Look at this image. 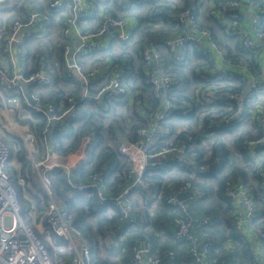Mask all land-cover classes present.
Here are the masks:
<instances>
[{
  "label": "built area",
  "instance_id": "2783aa9c",
  "mask_svg": "<svg viewBox=\"0 0 264 264\" xmlns=\"http://www.w3.org/2000/svg\"><path fill=\"white\" fill-rule=\"evenodd\" d=\"M5 1L0 0V4ZM21 1L25 2V0ZM46 1L48 8L46 11L37 10L38 7H35L36 9L30 10L27 19H22L19 14L10 23L7 21V16L4 21H0V103L5 107L7 117L12 120V109L8 108L6 104L17 103L20 98L24 101L16 107L19 112H26L32 108L37 113L46 116L49 122L62 119V117L55 115L54 109L45 110L39 106L32 107L25 99V86L46 87L52 85L53 77L47 76L45 73L48 68L29 73L23 69V62L21 63L22 57L26 55L27 43L32 38L47 31L52 26L55 15L64 13L65 20L61 35L69 42L64 50V60L69 69V75H78L85 83H87V78L94 76L95 73L87 76L82 73L77 61L80 53L87 50H94V52L103 50L102 43L105 38H108L109 42L115 43H131L133 41L132 36L126 32L125 22L111 14L102 15L100 11L102 8L93 0ZM137 1L140 0H118L119 4L124 7L133 6ZM155 1L163 2L166 0ZM255 6L256 15L259 19L257 24H260L264 18V0H257ZM239 7L238 0L216 1L220 20L222 19L221 23L225 26L224 30L230 36L240 39L241 48L244 51L249 53L261 51L259 43H262L264 48V31L256 30L251 36L242 30L238 14ZM232 12L234 14L231 15L230 20H227L225 16L229 17L228 15ZM83 19H99L100 25L96 30L84 32L79 25ZM175 20L186 26V29L180 34H172L165 38L158 45L159 47L150 45L142 52V60L145 65L153 67L147 72L148 83L151 86L153 97L162 102V107L158 115L149 121L147 129L138 131L142 142L125 143L119 149L121 154L130 159L129 168L125 174L128 184L115 197L110 198L106 196L107 185L105 177L101 173L91 174L85 183L71 184L72 189L77 192H87L89 195L95 193L96 203L99 207L104 206L105 203H112L113 207L121 211V220L131 224L135 223V219L132 217L135 211L133 192L136 189L150 190V183L144 179V172L147 168H161L171 163L185 164L187 161L185 152L194 146L199 137L208 142L207 145H203V148L209 146L210 149H213L217 139L212 143L209 139L213 134V128L218 124L229 127L232 124L257 122V126H260L261 129L260 134L253 139H247L244 145L249 149H260L261 152H264V107L262 105L264 84L253 83L252 81L243 87L236 85L235 77L228 70L231 68L243 69L244 61L229 57L208 30L199 29L195 5L178 12ZM196 33L201 34L200 38L196 37ZM194 46H197L202 55L210 61L213 60L211 51H214L223 63V67L219 69L212 68L213 71L210 74L200 75L205 80L211 78L212 81L203 86H196L197 89L194 91V99L198 103L195 107L201 111L199 113V127L196 129L195 135L186 134L184 142L161 148L150 154L147 152L148 147L155 145L162 134H165L160 122L163 123L164 119L175 108V102L170 97L174 90L175 79L163 70L165 63L169 60L174 63H189L191 58L188 55L189 48ZM162 50L166 51L168 60L165 59ZM95 69L100 71L99 68ZM125 76L124 70L119 71L115 79L101 89L99 96L112 93L124 94ZM215 103L228 105L227 115L221 116V119H216V121L211 120L204 126L206 117L210 113L209 106H206ZM188 107L187 103L181 108L186 112ZM51 114H53L52 117H50ZM48 132L49 129L46 126L42 131L43 140L41 143L47 153L49 163H40V167L46 170L62 168L65 172L70 173L86 158L84 147H79L75 154L68 157L67 164L62 165ZM34 140L32 133H26V143L32 144ZM149 159L153 160L150 165ZM10 164H12L10 147L5 141L0 140V264H90V246L84 240L82 232L74 225L73 217L69 213V205L63 201H57L54 193L52 194L50 190L52 181L46 175L42 177L45 188L43 192L48 197L44 214L41 216L40 212L36 217L30 213L25 215L8 171ZM260 176L264 179V172ZM19 184L24 185V181L20 179ZM186 188L191 190L195 198L196 196H203L204 189L197 183L190 181L186 184ZM224 195L233 202L236 209L235 220L232 225L238 230L245 225H250L259 211L250 192L243 186H236L233 182H227L224 187ZM108 199L110 202H107ZM167 204L182 214V217L175 219L177 226L174 235L175 240L177 242H189L192 245L190 255L193 262L205 264V255L211 246L210 242L207 241L208 238L204 241V238L209 235L205 229L207 219L196 221L197 230L200 231L199 234L203 240L199 243L193 229L195 221L189 214V207L186 202L179 200L178 197H170L167 199ZM29 223L37 224V228L34 229ZM257 234L264 241V232L258 231ZM40 236L44 239L42 240ZM56 239H60L62 244L56 243ZM154 247L152 238L146 236L143 242L134 249L132 264H162L160 257L153 254ZM167 255L171 259L174 258L172 252L167 251ZM209 264H216V259Z\"/></svg>",
  "mask_w": 264,
  "mask_h": 264
},
{
  "label": "trees",
  "instance_id": "16d2710c",
  "mask_svg": "<svg viewBox=\"0 0 264 264\" xmlns=\"http://www.w3.org/2000/svg\"><path fill=\"white\" fill-rule=\"evenodd\" d=\"M28 1L30 2L28 6L32 3H35V0ZM112 1L118 5L117 9H121L123 14H125L126 10H129V8L132 7L122 6L119 4L118 0ZM192 5L196 6V12L198 16L199 6L196 2L188 0V4L185 8H188ZM133 6L143 9L145 12L136 11L135 13V18L139 22L143 31L138 30V32H135L134 36L136 38L138 35V41L132 37L133 41L127 48V50H131V53L127 51L113 53L110 51V49H107L105 53H102V50L95 51L93 54L99 53L101 57L94 62L95 64H93L94 66L100 65V63L108 66H119L125 63L132 64L134 60L137 59L140 83L137 84L135 79H131L132 90L135 93L133 104L136 107L124 108L126 111L132 110L137 119H132V117L128 120L125 119L122 121L125 126H121L120 117L113 114V119L108 123V129L106 128L108 133L111 134L106 136L104 133V124L106 121H109L106 118L109 116L108 112L110 109H108L104 117V115H101L95 111L96 109L99 110L101 107H97L93 101L84 100L80 102L82 99L81 93L83 92V88L79 84V87L70 93L71 97L75 98L76 101H79L72 115L69 117L70 121L67 123H56L50 135V140L54 145L55 150H57L62 156H66L73 152L82 138L88 136L92 137V150L88 151V154L86 155L87 161L83 162L75 170L71 171L70 179L74 184H81L85 183L91 174L101 173V175L105 177L107 185L106 196L108 198L115 197L127 185L125 174L127 172V167L129 166V161L125 156L120 155L117 152V135L123 136L125 134H130V139L133 140L136 129L144 123L142 116L148 111L149 113L153 111H159V108L162 107V102L153 97L147 75L144 73L145 65L142 61V51L145 47L150 45H160L162 41L165 40V36L169 34H180L186 29V26L179 24L175 20L178 12L185 8L180 9L175 7L172 0H166L163 2H156L155 0H140L137 1ZM9 10L11 11L12 9ZM16 11H19V9L16 8ZM100 11L102 15L111 14L112 16L122 18L121 16L116 15V8H113V6L102 8ZM232 14L234 13L232 12L228 15L229 17L225 16V18L230 20ZM5 18L6 17L0 16V21H4ZM7 20L9 23L12 21L11 18ZM94 20L95 19H92L88 25H83L81 23L80 28L84 32L94 30L95 28L91 27L94 26L92 24ZM262 20L264 22V18ZM215 24L218 27L220 26L222 29L225 27L221 25L222 23L220 22V17ZM155 27H157V29L163 30V34H167L163 37H159V39L154 37L149 39L150 41H144L143 38L150 37V30L155 29ZM201 28L202 27L199 26L200 30H204ZM154 35L155 34H153V36ZM42 36L44 35H38L33 39H35L34 41L38 39L37 41L41 42ZM62 48L63 45L61 44L58 51L59 61H61L62 57ZM194 48L199 49L197 46H194ZM26 52L27 55H25L23 67L27 72H31L28 61L38 67V61L39 59L45 57V52L42 51V48L39 46L35 51H32L30 47H26ZM196 52L195 54H198L196 57L202 61L198 66L201 67L203 64L205 67V60H207V58L202 55L201 51L197 53ZM187 63L188 62L183 64L174 63L170 60L165 63L166 72L177 81H175L174 90L170 96L175 102V117H169L167 120L163 121V125H161V127L165 130L164 135L169 133V126L172 125L168 123V121L172 119H182V117L179 115L180 111L182 110L181 107L188 102H191V104L188 103L189 107L186 109L187 117L189 120H196L197 125L199 123V113L201 111L195 107V102L191 101V99L184 93V90L185 88H188L187 86L191 80L197 81L195 84L197 83L196 86L199 87L212 81V79L208 78L205 80L202 76L200 77V75H197L191 70L194 68L190 66V63ZM34 65H32V70L34 69ZM82 65L86 68V62L85 65L84 63H82ZM230 74L232 75V73ZM58 78L63 80L64 74L61 73ZM72 80L77 81L75 78H72ZM90 92L94 93L93 90ZM48 94H50L49 99L43 97L41 98V102L44 106L55 105L59 103L64 105L68 104L67 101H61L68 98L65 94L59 92L58 89L49 90ZM206 107H208L210 113L206 117L204 126L210 123L211 120L216 121V119H221V116L223 117L227 115L226 110L228 105L225 103H215L214 105H207ZM34 116L39 117L37 114H34ZM40 122V125L37 126V133L40 132L44 124L43 118H40ZM30 124L33 127V124ZM65 124L67 126H64ZM219 125L220 124L216 126L218 133L227 131L224 126ZM256 126L257 125L254 127ZM187 131H193V129L183 130L177 135L175 139L176 142L181 139L185 140L184 133ZM255 131L257 134L255 137H257L261 132L260 126H257ZM227 132L228 135L232 134L231 130ZM247 133L249 132H246L243 135H231L230 137L232 138V141L230 147L227 146L224 140L219 141V143L216 140L213 149H210V155L207 156V160H205V153L207 152L206 148L199 147V153H197L195 158H191L189 163L186 162L182 166L179 164H173L164 168L161 167L160 169L147 171L145 173L144 179L150 183V186L153 190V195H148L150 190L147 191L143 189H136L134 191L138 192L139 196L144 197V203L140 204L137 199L134 200L136 210L132 216L135 219V223L133 224L128 221L121 220V211L118 208L113 207L111 205L112 203H105V205L102 207L97 206L96 194L94 192L93 195H89L87 192H77L69 188L67 185L66 173L60 169H56L52 174L54 197L58 200L61 199L63 202H66L69 205V213L70 215H73L74 225L82 231L88 242L91 244L90 264H132L133 251L137 247L138 243L142 242L146 236H150L152 238L155 245L153 254L160 257L162 264H180V260L183 259L188 260V264H195L194 262L189 263V261L193 260L190 255V249L192 248V245L186 241L177 242L174 238L175 232L177 230L175 219L182 217V214H180L176 208L167 204V198L171 195L177 194L180 191L181 185L187 180L199 184L206 191L207 195L204 200L208 199L212 193L217 194L220 201L227 206L230 214H233L236 209L231 200L226 198L224 195L225 184L227 182H233L235 184L241 183L242 185H245L249 189V192L254 198V201L257 203V206H259L258 215L253 220V223L256 228L261 229L264 232V179H262L260 176V174L264 172V161L255 167L250 165V153L251 151H256L258 149H248V147L244 145V142L246 141L244 139ZM108 137L111 138L113 143L106 141V138ZM160 139L156 144L155 150H159L164 145H166V141H164V139ZM5 142L10 147L12 158L22 166L21 174L27 179L30 185V187H26L27 192L31 198L33 197L38 208L42 210L39 199L40 197L44 198L45 194L42 191L41 186H39L37 183H34L35 180L32 179L31 176L26 175V169L30 168V161L26 158V154L22 150L20 137L17 135L13 137L10 136ZM231 147L235 148L236 153L240 156V158L238 157L240 160L239 162L236 161V158H232L234 153H232ZM19 148L20 150L18 151L17 149ZM213 163H217L219 166H216L214 170H211L209 168ZM225 168L227 169L225 170ZM8 171L13 183L15 186H17L20 203L24 209H27L30 203L23 197V192L25 189L19 186L17 182L20 172L12 165L8 167ZM247 172L252 173L254 179L258 183V187L262 191V196H257L258 193H254L251 188L246 185L247 183L245 179ZM165 182L168 183V190L165 189L164 193ZM169 182H174V185L170 186ZM213 183L216 184V190H214ZM31 188L34 189V191H32ZM260 190H258V192H261ZM89 193L91 194L92 191ZM204 200L193 198L190 204H188V202L187 204L189 207V214L195 221V226L193 229L199 243H201L203 240L199 234L200 231L197 230L196 221L200 219H207L205 229H207L209 235L204 238V241L208 238L207 241L210 242L211 246L205 255V264H209L215 259L216 264H236L237 260L241 258H245L248 262L247 264H257V262H254V255L251 254L250 248L252 245L250 246L248 242L249 240L242 235H239L240 231L238 232L232 225V216H229L228 220H225L229 235L226 238H222L220 241L217 239L220 237V235L215 234L217 238L213 239L211 232L214 230V226L217 223V218L213 210L210 208L207 212L202 211L203 207L201 204ZM107 202H110V200L108 199ZM148 205L152 206L147 208ZM153 206L154 211L150 212L149 209H151ZM160 232H163L164 234H160ZM108 237L110 239V243H112L111 245L114 244L113 251H107V255L102 257L99 253H97L99 249V240H104ZM118 250H120L123 254L122 257H120ZM167 251L174 254L173 259L167 255ZM108 252L110 253L108 254Z\"/></svg>",
  "mask_w": 264,
  "mask_h": 264
},
{
  "label": "rangeland",
  "instance_id": "374dc122",
  "mask_svg": "<svg viewBox=\"0 0 264 264\" xmlns=\"http://www.w3.org/2000/svg\"><path fill=\"white\" fill-rule=\"evenodd\" d=\"M102 1L104 2L105 0H102ZM94 2L99 7L104 8V5L101 4L100 2H98V0H95ZM91 3L93 4V1H91ZM11 7H12V4L8 0L6 2H4L3 4L1 3L0 4V16L1 17H6L7 15H5V13H8V10L11 9ZM98 22L99 21L96 20L95 26L98 25ZM133 39H135V38H133ZM50 40H52V39H50ZM52 41L54 42V40H52ZM59 41L63 45L61 61L58 60V61L54 62L53 64H50V63H48V64L45 63L44 65L38 64V67H36L34 64L30 65L31 72H29V73L39 72L42 69L48 68L50 71L47 69L45 73L47 74V76H52L53 77L52 85L46 86V87L28 86L29 87V92L32 94L33 98L35 99L36 104L32 105L28 101V99L26 97H25V99L32 107L39 106V107H41V108H43L45 110L54 109L55 115L57 117H62V119H60L58 121L49 122V120H48V118L46 116H43V115L37 113L32 108L28 109L26 112H19L18 108H16V107H18L20 102L22 103V101H24L22 98H20L17 103L6 104L8 106V108L12 109L11 110V114L13 115V120L10 119V118L8 119V118L4 117V114H5V116L7 114L5 113V110H4L5 107L3 106L2 103H0V126H3V130L0 129V140L6 141V140L9 139L10 136L13 137L15 135L20 137L21 143H22V150L25 152L26 158L30 161V168L26 169V175L31 176L32 179L35 180L34 183H37L39 186H41L42 191H43V189L45 190L43 182H42V177L44 175H46L50 179V181H52L53 180V176H52L53 172L56 169H59V168H54L52 170H46V169H43L42 167H40V163H45V164L49 163V160H47V155H46L47 153L44 151V149H43L44 146L41 143V141L43 140L42 131H43V129L46 126H48V129H49L48 133H49V135H51L53 127H54V125L56 123H60V122L67 123V122L70 121L69 117L72 115L73 111L75 110V107L79 103V101H76L75 98L70 96V93H71V91L76 90L79 87V84L83 88V92L81 93L82 99L80 100V102H82L84 100L93 101L97 107L98 106L101 107L99 110L96 109L95 111L98 112L101 115H104V117H105L108 109H110V111L108 112L109 116H107L108 118H106L109 121H106L105 124H104V133H105L106 136L111 134V133H108L106 128L108 129V123L110 121H112V119H113L112 115L113 114H115L118 117H120L121 126H125V124L122 123V121L125 120V119L128 120L131 117H132V119H137L136 116L133 114L132 110L126 111L124 109L125 107H131V108L132 107H136L133 104L135 93L132 90L131 79H135L136 81H139L140 75H139V71H138V68H137V64H138L137 61L134 60V62L132 64L131 63L130 64L129 63H125V64L119 65V66H112L108 70L104 69V70L98 71L96 69H92V64L91 63H90V65H87V62L92 58L94 50L93 51H89V50L84 51V52L80 53L78 55V57H77L78 66H79V68L81 69L82 73L85 76H87V75H89L91 73H95L94 76L88 77L87 78V83H85L84 80L82 78H80L78 75H76V76H73V75L70 76L69 75V69H68V67H67V65L65 63V60H64V50H65V47L69 44V42L66 39H64L62 36H60V40H58V42ZM41 44H44V42L43 41L38 42L36 45H34V46L30 47V48L32 50H34V48L36 46L38 47ZM112 45H115L116 48H110V49L116 50V49H118L119 46L120 47L121 46L122 47H125V46L129 47L131 45V43L109 42L107 45H103L104 49L102 50V53H105L106 50L108 49V47H112ZM57 49L59 50L60 47L58 46ZM145 49H146V47L143 49V51ZM85 55H87V56H85ZM37 57H39V56H37ZM24 59H25V56H24ZM85 62H86V68L83 67V65H82V63H84V65H85ZM32 65H34V69L33 70H32ZM100 65L103 66V63H100ZM144 65H145V63H144ZM150 69H153V67H151V66L147 67L145 65L144 73L147 75V72ZM121 70H124L125 73H126V76L124 78V84H123V87L125 89L124 94L117 95V93H112V94H105V95L99 96V92L101 91V89L104 88L105 86L109 85L115 79V77L119 73V71H121ZM163 70L166 72L165 68ZM61 73L64 74V79H65L64 81L61 80L60 78H58ZM72 78H75L78 82L75 81V80H72ZM58 80H59V82H58ZM175 81H177V80L175 79ZM53 89H55V90L58 89L59 92L65 94L67 96L68 99L61 100V101H64V102L67 101L68 102L67 105L59 103V104H55V105L44 106L42 104L41 98L43 97V98L49 99L50 94H48V91L49 90H53ZM180 89H183V88H180ZM192 89H193V92H194L197 88L196 87H192ZM92 90L94 91V93L90 92ZM184 92L186 94H190L191 93V89L184 90ZM41 93H43V94H41ZM196 100H197V98H196ZM193 101L195 102V99ZM188 103L191 104V102H188ZM196 104H198V103L195 102V105ZM91 109H94V108H91ZM160 109H161V107L159 108V111H153V112H150V113L148 111L147 113H145L142 116L144 123L140 127H138L136 129L133 140L130 139V134H125L123 136L117 135V138H118V140L116 142L117 143V152L120 155H123L119 151L120 147L123 144H125V143L142 142L141 139L139 138L138 131L142 130V129H147V127L149 125V121H151L156 115H158V113L160 112ZM34 114H37L39 117H35ZM52 115L53 114H51L50 117H52ZM179 115L182 117V119H178V120L177 119H172V120L168 121V123H170L172 125L169 126V128H170L169 133H167L166 135H164L161 138V139H164V141H166V145H164L162 148L169 147V146L184 142V140H182V139L179 140L178 142H176L175 139H176L177 135L180 134L185 129L192 130V127L188 126L191 123H187V122L191 121L187 117V113L185 111H183V109H182L180 111ZM169 117H175L174 111L167 118H169ZM40 118H43L44 124H43L40 132L37 133V126L40 125V123H41L40 122ZM167 118H165L164 120H167ZM30 123L33 124V127H32V125ZM160 124L163 125V123H161V122H160ZM247 125H250V124L248 122H245V123L232 124L229 127H225V129L227 131L231 130L232 134H230V135H228L227 131L218 133L217 127H214L213 130H212L213 134H212V136L210 137L209 140H210L211 143L214 140H216V139H217L218 143H219V141L224 140L226 142L227 146L230 147L231 141H232V138L230 136L231 135H243V134H245L246 132L249 131L247 129L250 128ZM64 126H67V125L65 124ZM198 127H199V123L197 125V128ZM188 128H190V129H188ZM194 128H195V126H194ZM127 130H128V126H127ZM5 131L7 132L6 134L4 133ZM26 133H32L34 135L35 140H34V142L32 144H29V143L25 142ZM189 133L192 134V135H195L196 134V129L193 130V131H187L184 134L186 135V134H189ZM255 136H256V132H252L251 131V132H249V135H248V133H247V135H245V139L244 140L253 139ZM106 141L112 142L110 137L106 138ZM207 143L208 142L206 140H202V138H200V137L197 138L195 143H194V146L192 148H188L187 152H185V155L187 156V161L186 162L189 163L191 158H195L197 153H199L198 148L199 147L203 148V145H207ZM156 144L153 145V146L150 145L148 147L147 152L151 154L152 152L156 151L155 150L156 149ZM91 145H92V137L91 136L82 138L80 143L76 146V148H75V150L73 152L69 153L66 156H62L61 154H59L60 164L66 165L67 162H68L67 161L68 157L70 155L75 154L79 147H84L85 156H86L88 154V151L92 150V146ZM233 149L234 148L231 147V150H233ZM17 150L19 151L20 148L17 149ZM98 150H100V149H98ZM206 150H207V152L205 153V160H207V156L210 155V147L206 146ZM235 152H236V150H234V154L238 155ZM123 156H125V155H123ZM125 157L130 162V159L127 156H125ZM258 157H260V156H258ZM50 158H51V153H50ZM86 158H87V156H86ZM86 158H84L81 161V163L78 164L73 170H75L83 162L87 161ZM148 163H149V165L152 164L153 160L149 159ZM173 164H178V163H171V164H169L167 166H170V165H173ZM11 165L20 172L19 173L20 175L17 178V182H18L19 186H21V187H23L25 189L24 192H23V197L26 200H28L29 203H30V205H29V207L27 209L26 208L24 209L22 207V210H23L24 214L28 215V213H30L34 217L38 216L39 215L38 213H40L41 210L38 208V206L35 203V200L33 199V197L31 198L29 193L26 190V187H30V185H29L27 179L24 176H22V174H21V169H22L21 164L17 163L15 161V159H13L12 164H10L9 166H11ZM210 166L211 167L212 166L216 167V166H219V164L213 163ZM164 167H166V166H164ZM164 167H162V168H164ZM128 168H129V166L127 167V169ZM154 169H160V168L159 167H156V168H150L149 167L144 172V176H145V173L147 171L154 170ZM60 170L65 172L64 169H62V168ZM73 170H71V171H73ZM65 173H66V176H67V185L69 186V188L72 189L71 184L72 185H75V184L70 179L71 178L70 177V173L71 172L70 173L65 172ZM20 179H22L24 181V185L19 184V180ZM188 182H190V180L185 181L181 185L180 191L177 194L171 195L167 199H169L170 197H178V195H180V193H186V192H189L190 195H193L191 190L186 188V184ZM12 183H13V181H12ZM127 184H128V181H127ZM173 185H174V183L170 184V186H173ZM235 185L236 186H239V185L243 186L249 192V189L245 185H242L241 183L240 184L238 183V184H235ZM14 186H15V184H14ZM15 188H16L17 193H18L17 186H15ZM165 189L168 190V183H166V182L164 183V193H165ZM31 190L34 191V189H32V188H31ZM50 190L52 191V194H53L54 193L53 183H52V187L50 188ZM18 195H19V193H18ZM148 195L149 196L153 195V190H152L151 186H150V192H149ZM205 195H206V192L203 190V196H201V197H197L196 196V198H199L200 200H204V196ZM133 198L137 199V196H134ZM193 198H195L194 195H193ZM40 199L42 200L41 197H40ZM40 199H39V201L41 203ZM143 199H144V197L139 196L138 202L140 204H143L144 203ZM19 201H20V199H19ZM57 201L61 202L62 200L61 199H59V200L57 199ZM186 204H187V202H186ZM232 204H233V202H232ZM150 206H152V205H150ZM150 206L148 205L147 208H149ZM153 209H154V206L151 209H149L150 212H153L154 211ZM135 210H136V207H135ZM235 212L233 214L229 213V216H232V222L231 223H233L234 220H235ZM29 224L34 229L37 228V224H33V223H29ZM246 226H248V225L243 226L239 230L242 231ZM249 226L250 227H253V226L255 227L253 222ZM235 229L239 232V230L237 228H235ZM255 231L258 232V231H261V230L255 227ZM41 238L44 239V237H41ZM113 246H114V244H113ZM107 251H109V250H107ZM118 252H119L120 257H122L123 254L121 253V251L118 250ZM262 254H263L262 255V259H263V263H264V250H263ZM156 257H158V256H156ZM101 259H103V258H101ZM258 264H260V263H258Z\"/></svg>",
  "mask_w": 264,
  "mask_h": 264
},
{
  "label": "crops",
  "instance_id": "0c3cea01",
  "mask_svg": "<svg viewBox=\"0 0 264 264\" xmlns=\"http://www.w3.org/2000/svg\"><path fill=\"white\" fill-rule=\"evenodd\" d=\"M8 1L12 4V7H11L12 10L11 11L8 10V13H5V15H7L8 19L11 18L12 20L14 18H16L19 14L22 16L21 17L22 19H27V16H28L30 10L36 9L35 7H38L37 10L38 9H41V10L44 9L46 11L48 9L46 0H35V3H32L29 6H28V4L30 2L28 0H25L24 3L21 0H8ZM93 1H95V0H93ZM172 1H173V4L175 5V7L180 8V9L185 8L188 4V0H172ZM192 1L196 2L197 5L199 6L198 20H199V26L202 27L201 29L208 30L212 34L213 39L217 42V44L221 48H223L225 50V52L227 53V55L229 57L234 58V59H241L242 61H244L245 66L243 67V69L231 68L228 70L229 73H232V75H235L234 80L236 81V85L240 87L243 85H247L248 83H251L252 81H253V83L264 84V48H263V44L259 43L261 51H258L256 53H249L247 51H244L241 48V42H240V39L238 37L230 36L228 32H226L220 26L218 27L215 24L216 21H218V18L220 17V12L216 8V1L217 0H192ZM98 2L103 4L104 8L108 7V6H113V8H116V15H119L123 18L122 19V18L118 17L125 22L126 32L129 35H131L133 38H135V36H134L135 32H138V30L143 31V29L140 27L139 22L135 18L136 11L142 12L143 9L132 6L131 8H129V10L125 11V14H123L122 10L117 9L118 5H116V3L112 0H106L104 2L102 0H98ZM255 2H256V0H239L240 7L238 9V14H239V19H240V23H241V28H242V30H244L245 32L250 34L251 36H253V33H255L256 30L260 29V30L264 31L263 20L260 21V24H257L259 19L257 18V15H256ZM16 8L19 9V11H16ZM143 12H145V11H143ZM64 20H65L64 13H59V14L55 15L53 17L52 26L47 31H45L43 33L44 36L41 37V41H43L44 44L39 45V47H41L42 51L45 52V55H44L45 57L39 59L38 64H41V65H44L45 63L46 64H48V63L53 64L54 62L59 60V58H58V51L59 50L57 49V47L61 46V43H60V41L58 42V40H60V36H62L61 30H62V27L64 25ZM91 20L92 19H88V20L83 19L79 25L81 26V23L83 25H88ZM96 20L99 21L97 26H95ZM221 21H222V19L220 20V22ZM92 24L94 26H91V27L95 28L94 30H96L100 25V20L95 19ZM257 26H258V28H257ZM91 31H93V30H91ZM150 31H151L150 37L143 38L144 41L145 40L150 41L149 39H152L154 37L159 39V37H163L167 34V33L163 34L164 31L161 29H157V27H155V29H151ZM153 34H155V35L153 36ZM198 34H200V33H196V37ZM171 35L172 34H169V35L165 36L164 38H167ZM50 39L54 40V42ZM135 39L137 41L139 40L138 35ZM34 40L35 39L32 38L30 40V42L27 43V46L32 47V46L36 45L38 43V41H37L38 39L36 41H34ZM108 43H109L108 38H105V41H103L102 45H107ZM110 48H116V47H115V45H112V47H108V49H110ZM127 48L128 47H126V46L125 47L119 46L118 49H116V50L110 49V51L113 53H118L119 51H121V52L127 51V52L131 53V50L130 49L127 50ZM36 49H37V46L34 48V50H32V49L31 50L35 51ZM162 51H163V55H164L165 59L168 60L169 57H168L166 51H164V50H162ZM196 51L200 52L199 49H196L194 47L189 48V56L191 57L189 63H190V66L194 68L191 70L194 73H196L197 75H208L213 71L212 68L219 69L220 67H223L222 61L217 57V55L214 53V51H211V56L213 57V60L210 61L207 59V60H205L206 66L204 67L202 64L201 67H199L198 65L202 61H200L198 59V57H196V55H198V54H195ZM26 55H27V52H26ZM100 57H101V55L99 53H94L92 55V58L87 62V65H90V63H91L92 69L99 68L100 71L104 70V69H107V70L110 69V67H112V66H108V65H104V64H103V66L102 65L94 66V64H95L94 62L97 59H100ZM134 59H136V58H134ZM136 61H137V59H136ZM22 62H24V57H22V59H21V63ZM137 63H138V61H137ZM28 64L30 67L31 62L28 61ZM22 67H23V65H22ZM23 69H24V67H23ZM193 79H195V78H193ZM64 80L65 79H63V81ZM195 82H197V81L191 80V82L187 86L188 88H185V90L191 89L190 94H186L184 92L191 99V101H193V98H194V92H193L192 87H196V85H197V83L195 84ZM136 83L139 84L140 81H136ZM262 105L264 107V98L262 100ZM5 113H6V111H5ZM4 117L8 118L7 115L5 116V114H4ZM187 123H191L188 126H191L193 130L197 129L196 120L195 121L191 120ZM249 124L250 125H247L250 127L249 129H247V130H249L248 132H251V131L256 132L255 128L257 126L254 127L255 125H257L256 122L252 121V122H249ZM194 126H195V128H194ZM0 129L3 130V126H0ZM4 133L6 134L7 132L5 131ZM248 135H249V133H248ZM163 136H164V134H162V137ZM54 150H55V148H54ZM234 150H236V149L234 148L233 150H231L232 153H234ZM55 151L59 155L58 151L57 150H55ZM250 155H251V162L249 160L248 161L250 162V165L253 167L257 166L258 164H260L264 161V152H261L260 149H258L256 151H251ZM258 156H260V157H258ZM238 157L240 158V156L235 155V154H233V156H232L233 159L236 158V161L239 162L240 160ZM12 161H13V158H12ZM226 169L227 168H225V170ZM245 181L247 183L246 185L249 186L254 193L255 192L258 193L257 196H262V191L258 187V183L254 179L251 172H247V176H246ZM171 183H174V182H169V184H171ZM210 185H212V184H210ZM213 185H214V190H216L217 189L216 184L213 183ZM258 190H260L261 192H258ZM210 193H212V192H210ZM180 194H182V193H180ZM186 194L188 196L184 201L188 202V204H190L191 200L193 199V195L189 196L190 195L189 192H186ZM212 194H213V196H212ZM212 194H210L208 199L203 201L201 206L203 207V209H202L203 212H207L209 208L213 210V212L217 218V223L214 226V230L211 232V235L214 239V238H217V236L215 234H219L220 237L217 239L221 241L222 238H226L229 235V233L227 231V226L225 223V220H228V218H229V211L227 209V206L220 201L219 196L217 194H214V193H212ZM134 196H137V200H139V193L138 192H134L133 197ZM47 201H48L47 196H45L41 200V207H42V210L40 209L41 210V216L46 211ZM258 208H259V206H258ZM84 215H85V213H84ZM72 217H73V215H72ZM263 221H261V222H263ZM160 234H164V233L160 232ZM239 235H242L243 237L247 238L249 240L248 242H249L250 246L252 245L253 248L251 247L250 249H251V254L254 255V262H257V264L258 263L264 264L263 259H262V255H263L262 252L264 250V243L258 237L257 231H255V227L254 226L250 227L248 225L242 231H240ZM40 237H42V236H40ZM83 238L88 243V245L90 246V249H91V244L88 242V240L84 236V234H83ZM56 243L62 244L60 239H56ZM107 250L113 251V245H111L109 237L107 239H104V240H101V239L99 240V249H98L97 253H99L100 256L104 257L107 255V253H106ZM109 253L110 252H108V254ZM180 261H181L180 264H188V260H186V259H183ZM190 262H193V260L189 261V263ZM247 263L248 262L245 258H241V259L237 260V262H236V264H247Z\"/></svg>",
  "mask_w": 264,
  "mask_h": 264
},
{
  "label": "water",
  "instance_id": "95a60500",
  "mask_svg": "<svg viewBox=\"0 0 264 264\" xmlns=\"http://www.w3.org/2000/svg\"><path fill=\"white\" fill-rule=\"evenodd\" d=\"M201 36V34H198L197 35V38H199ZM24 93H25V97L28 99V101L32 104V105H35L36 104V101H35V99L33 98V96H32V94L29 92V87L28 86H25L24 87ZM214 167L215 166H212V167H210V169L211 170H213L214 169ZM187 194L186 193H182V194H180V195H178V199H180V200H185L186 198H187ZM189 196H191V195H189Z\"/></svg>",
  "mask_w": 264,
  "mask_h": 264
}]
</instances>
